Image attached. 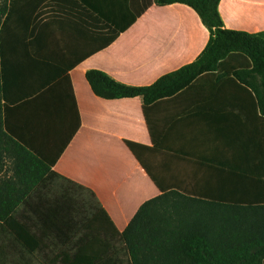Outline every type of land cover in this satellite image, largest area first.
<instances>
[{"label": "crops", "instance_id": "1", "mask_svg": "<svg viewBox=\"0 0 264 264\" xmlns=\"http://www.w3.org/2000/svg\"><path fill=\"white\" fill-rule=\"evenodd\" d=\"M10 5L0 59L7 129L53 172L90 189L118 232L161 196L183 216L209 200L264 206V121L230 81L202 76L144 107L140 97H97L85 78L96 70L143 87L192 63L210 36L192 8L155 0ZM218 12L228 30L264 31V0H220Z\"/></svg>", "mask_w": 264, "mask_h": 264}, {"label": "trees", "instance_id": "2", "mask_svg": "<svg viewBox=\"0 0 264 264\" xmlns=\"http://www.w3.org/2000/svg\"><path fill=\"white\" fill-rule=\"evenodd\" d=\"M219 1L155 0L197 13L210 33L203 51L149 86L87 71L92 92L103 99L140 97L145 107L212 75L250 97L264 121V31L224 28ZM10 4L0 3V59ZM8 104L0 65V264H264V206L209 200L179 216L161 196L143 203L118 232L90 189L53 172L11 135ZM126 145L137 155L134 144Z\"/></svg>", "mask_w": 264, "mask_h": 264}, {"label": "rangeland", "instance_id": "3", "mask_svg": "<svg viewBox=\"0 0 264 264\" xmlns=\"http://www.w3.org/2000/svg\"><path fill=\"white\" fill-rule=\"evenodd\" d=\"M2 2V0H0V3Z\"/></svg>", "mask_w": 264, "mask_h": 264}]
</instances>
